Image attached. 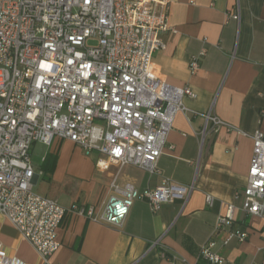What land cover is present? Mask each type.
<instances>
[{
	"label": "built area",
	"instance_id": "1",
	"mask_svg": "<svg viewBox=\"0 0 264 264\" xmlns=\"http://www.w3.org/2000/svg\"><path fill=\"white\" fill-rule=\"evenodd\" d=\"M170 9L171 0H0V213L45 263L61 248L58 230L69 214L121 228L136 201L148 202L156 214L193 191L169 179L142 191L113 184L114 194L96 212L82 204L66 209L33 190V146H51L55 139L98 153L101 168L113 163L160 174L175 118L186 111L183 100L198 97L189 86L160 81L152 70L154 55L166 48L162 36L177 33ZM232 18L240 22V13ZM205 53L192 57V74ZM205 119L202 136L233 129L212 113ZM253 144L242 210L264 220V133L255 134ZM206 201L213 206L212 196ZM235 210L227 206L214 235L233 225ZM247 238L231 232L224 244ZM214 246L210 238L201 259L225 264ZM0 264L26 263L0 244Z\"/></svg>",
	"mask_w": 264,
	"mask_h": 264
},
{
	"label": "crops",
	"instance_id": "2",
	"mask_svg": "<svg viewBox=\"0 0 264 264\" xmlns=\"http://www.w3.org/2000/svg\"><path fill=\"white\" fill-rule=\"evenodd\" d=\"M237 12L240 22L232 18ZM169 23L177 33L162 36L166 48L154 55L152 70L160 81L189 86L198 97L183 100L186 111L175 118L159 160L160 174L113 163L101 168L98 153L88 155L55 139L40 156L35 148L43 144L33 146V190L66 209L82 204L96 212L114 194L113 184L142 191L169 179L179 187H193L190 196L164 204L156 214L148 202L136 201L121 228L69 214L58 230L61 248L49 263L0 213V244L8 255L26 264H210L201 259L200 250L213 238V251L225 264L262 263L264 220L242 210V194L253 136L264 133V0H171ZM203 50L200 67L192 74V57ZM209 113L233 129H209L202 136ZM208 196L214 198L212 207ZM229 204L236 208L235 221L214 235ZM231 232H245L248 238L225 245Z\"/></svg>",
	"mask_w": 264,
	"mask_h": 264
},
{
	"label": "rangeland",
	"instance_id": "3",
	"mask_svg": "<svg viewBox=\"0 0 264 264\" xmlns=\"http://www.w3.org/2000/svg\"><path fill=\"white\" fill-rule=\"evenodd\" d=\"M50 147L49 146H43V145H37L36 148H35V155H41L44 151L48 150ZM34 157V162L36 164H39L40 162V157ZM37 189V188H36ZM38 190V189H37Z\"/></svg>",
	"mask_w": 264,
	"mask_h": 264
}]
</instances>
